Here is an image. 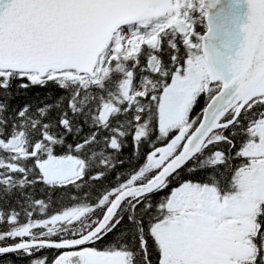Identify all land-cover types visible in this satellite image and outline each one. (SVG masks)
I'll return each mask as SVG.
<instances>
[{"label": "snow or ice", "instance_id": "snow-or-ice-1", "mask_svg": "<svg viewBox=\"0 0 264 264\" xmlns=\"http://www.w3.org/2000/svg\"><path fill=\"white\" fill-rule=\"evenodd\" d=\"M0 264H264V0H0Z\"/></svg>", "mask_w": 264, "mask_h": 264}, {"label": "trees", "instance_id": "trees-1", "mask_svg": "<svg viewBox=\"0 0 264 264\" xmlns=\"http://www.w3.org/2000/svg\"><path fill=\"white\" fill-rule=\"evenodd\" d=\"M202 104H203V100L201 99L200 105L197 106L196 111H199V108L202 106ZM62 195L63 194L60 193V194H58V197L62 196ZM45 254L48 255L49 259H51V257L55 254V252L54 251H48Z\"/></svg>", "mask_w": 264, "mask_h": 264}]
</instances>
